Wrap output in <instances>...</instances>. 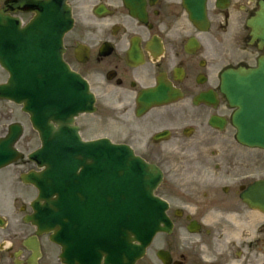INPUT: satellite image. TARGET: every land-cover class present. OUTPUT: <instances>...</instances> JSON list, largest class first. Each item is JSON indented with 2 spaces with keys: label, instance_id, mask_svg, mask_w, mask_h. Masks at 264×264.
<instances>
[{
  "label": "flooded vegetation",
  "instance_id": "af4514ba",
  "mask_svg": "<svg viewBox=\"0 0 264 264\" xmlns=\"http://www.w3.org/2000/svg\"><path fill=\"white\" fill-rule=\"evenodd\" d=\"M18 1L0 0V17L22 29L35 14ZM65 1L73 25L62 61L94 99L92 119L74 120L80 135L102 131L162 172L155 195L171 229L136 264H264V212L240 196L264 180V152L236 143L219 92L222 72L255 69L264 57L263 31L248 24L264 0ZM186 6L195 17L203 6L201 24ZM26 122L19 104L0 98V138ZM32 169L18 158L0 170V264H66L52 233L27 221L35 192L21 175Z\"/></svg>",
  "mask_w": 264,
  "mask_h": 264
},
{
  "label": "water",
  "instance_id": "95a60500",
  "mask_svg": "<svg viewBox=\"0 0 264 264\" xmlns=\"http://www.w3.org/2000/svg\"><path fill=\"white\" fill-rule=\"evenodd\" d=\"M39 8L40 11H42L41 15L39 16V19H37L34 22V25L28 28L26 30V33L24 34H20V35L17 33H13L12 35L6 34L7 32L0 27V43H2L3 45L2 40L6 41L12 38V36L14 35L27 38V36H29L31 32L41 33V29L45 28V12L49 13L47 20L50 23V16L57 15V11H56L57 7L55 4H52L51 9L49 6L46 5H40ZM62 25L63 24L61 18H59L58 20H56L55 18L53 19V17L51 18V27L53 29L54 36L55 34H57L56 28L60 29ZM65 25L66 23H64V26ZM33 40L37 41L38 38H33ZM57 52L58 50L55 51V56L57 55ZM44 54L45 52H43V55ZM7 58L10 64H13V61L10 60L9 52L5 51L2 47H0V63L10 74L8 85L0 87V94L3 95L7 94L12 99H15L16 96H14L13 94H16L19 90H22V92H25L27 94L28 93L30 94L31 92L30 88L33 86V84L37 86V89L44 85L43 83L40 86V81L43 78V76H41L40 74H43L42 72L43 70L38 65L40 63L38 60H36L37 64L34 66L32 62V66L26 67V65H23V67L22 68L20 67L19 69V65H16L15 68L10 67L9 63H7L6 61ZM56 61L60 62L58 59ZM44 68H45V64H44ZM26 76L28 81L23 80V78L26 79ZM227 76H228L227 78L226 75L223 76L224 79L223 84L226 85V90L231 99V103L236 104L239 107V112L234 117V124L238 129V134H237L238 140L241 141L242 143H246L251 146L259 145L264 147V67L259 69L258 71L250 73L247 76L244 75L240 77L237 74H230V75L228 74ZM18 79H20L21 81L18 82ZM19 100L26 102L27 106L29 105V97L27 96L19 97ZM47 106L48 105L45 104V107L43 108L44 111L43 112L40 111L44 113V115L47 114L48 109H50ZM51 108L54 109L55 106L52 105ZM29 111L35 115L34 109L30 108ZM34 115H33V119H34ZM47 115L50 114L48 113ZM58 119L61 118L58 117ZM37 129L40 132V137L43 146L48 145L50 141L53 139L56 140L57 136L59 137L61 136V138L63 139H69L70 142L74 144L79 143V140L73 133V130L69 131L68 133H53V135L47 140V137L43 136L44 131L42 130L41 125L39 126L38 124ZM16 136L17 135H15L14 138H16ZM102 143H104V141H102ZM1 159L2 157H1V149H0V161ZM29 159L34 161L39 167L42 166L46 167L42 173L38 175L30 174L26 177V181L36 186L39 190L38 200L35 203V207L37 210V214H36L38 219L37 221L45 226H50L51 225L50 221H54L56 219L54 215L57 214L59 215L58 219L60 220V222L61 221L62 222L61 223L58 222L55 224L63 225V223H66L67 220L64 218L62 211H66V210H65V206L64 207L59 206L61 202L60 196L63 195L59 196L58 192L62 191L61 193H64L66 191V187L64 186V183L56 181L55 179L56 176L54 175L53 171L49 169V167L47 166L49 163L48 160H46L43 157L42 150L36 151L35 153L31 154L29 156ZM78 159H79L78 156L75 157L76 161ZM79 160L84 161L86 163V161L89 159H84V160L79 159ZM129 160L131 161L130 164L134 162V159L132 160V157ZM111 162H112L111 160L108 161V164H111ZM0 163L1 166L4 164V161ZM77 164L78 162H73L71 164V167L67 168L68 172L66 173H73V170L76 168ZM126 164L127 167L130 166L129 162H127ZM51 166L54 167L53 163H51ZM64 166L66 167L68 165L66 164ZM78 166L83 167L82 163H79ZM114 166L116 167L117 165ZM118 174L122 175L123 173L119 172ZM125 177L128 178L129 176L126 175ZM151 179L156 180V177L146 176V175L142 176L141 174L138 176V180H139L138 186H140L138 188H140V193H142L144 189L147 191L149 195L151 194L153 185L149 184L148 186L147 184ZM140 181H144L145 185L147 184L146 188L145 185L144 188L141 187L142 183ZM45 191H48L49 193L45 195ZM108 199L109 197H106V201H108ZM39 200L43 201V205L39 204ZM62 200L64 201V198H62ZM57 203L58 205L56 207ZM75 204L76 203L73 202L71 205L75 206ZM106 205H111V204L107 202L104 204L97 202V206H99V208L101 209L104 208ZM104 212L105 211H103L102 213ZM100 214L101 213L98 212V216ZM152 216L153 214L151 213L148 214L146 213L144 215H135L136 218L128 217V216H124L123 218H120L116 216L117 218L113 219L110 223L106 221L108 217L103 218L101 216L102 220L99 224V227L101 226L102 228H105V231L103 230L101 231V229H99L96 233V238L94 240L92 238L91 239L88 238L90 244L94 243L97 244L98 246L95 250L97 253L93 254V256L98 257L102 255H106V256L108 255L109 257L106 258L107 261L110 262L116 261L119 264H123V263L132 264L137 258V256H132L131 259H128V257H125V255L131 256L133 255V253L135 255L142 254L143 245H145L148 238L150 237L151 232L156 226V222H155L156 220H154V216L153 217ZM125 218L127 219L126 221L127 223L125 222ZM158 222L159 220L157 221V223ZM48 223H50V225H48ZM90 224H92V222L88 223L89 226ZM135 239H137L138 241L144 244H141L140 246L137 247L133 246L131 242ZM89 252H90V248L86 246V254H88ZM119 255H121L122 258H120ZM92 261L93 260H86L85 263H90Z\"/></svg>",
  "mask_w": 264,
  "mask_h": 264
},
{
  "label": "rangeland",
  "instance_id": "374dc122",
  "mask_svg": "<svg viewBox=\"0 0 264 264\" xmlns=\"http://www.w3.org/2000/svg\"><path fill=\"white\" fill-rule=\"evenodd\" d=\"M86 121L91 120L92 118L89 117H83ZM27 134L25 133L23 139H22V152L25 153L26 155L29 154L30 152H32L33 149H35L37 147V138H36V134L33 133L32 131L29 132V130L26 131ZM89 131L85 133V137L91 136L92 134H88ZM100 134V133H97ZM29 137L30 141L28 143V146H24L23 145V140L27 139Z\"/></svg>",
  "mask_w": 264,
  "mask_h": 264
}]
</instances>
